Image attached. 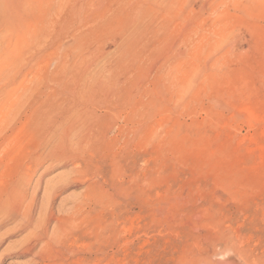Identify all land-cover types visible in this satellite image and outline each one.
<instances>
[{
	"label": "rangeland",
	"instance_id": "rangeland-1",
	"mask_svg": "<svg viewBox=\"0 0 264 264\" xmlns=\"http://www.w3.org/2000/svg\"><path fill=\"white\" fill-rule=\"evenodd\" d=\"M86 111L74 233L30 255L3 223L0 264H264V0H0V197Z\"/></svg>",
	"mask_w": 264,
	"mask_h": 264
},
{
	"label": "bare ground",
	"instance_id": "bare-ground-1",
	"mask_svg": "<svg viewBox=\"0 0 264 264\" xmlns=\"http://www.w3.org/2000/svg\"><path fill=\"white\" fill-rule=\"evenodd\" d=\"M10 10L11 9H9V11ZM133 116L134 114L131 117ZM48 120L46 130H48L50 135L47 139L48 143L45 145L48 147L47 156H44L45 158H43V161L41 157L44 153H41L42 155L39 158L37 156V162H39V164L36 162L38 164L36 166L38 167H43L46 164L45 170L40 174L39 178L34 183L33 189H31L33 186V175V177H29L27 174L28 172H20L21 174L17 173L15 177V172L20 171L18 166L21 165L19 164L20 162L17 161L18 170L16 171L17 168L15 167L16 169L13 173L15 175L12 174L15 178L12 179V177V181L9 178L10 182H8V189L4 190L6 191L5 194L0 197V217L2 218L0 225L11 222L14 225L16 224V229H14V231L12 230L13 232L20 231L22 233H27L23 245L25 252L23 253L30 255L34 253L41 243L48 244L56 239L60 241L66 238L67 235L74 233L73 231L71 233L70 230V222L72 221L71 219H73L71 217L86 208L87 202L90 201L88 193L91 194L92 191L94 192L95 190V185L83 180V176L86 173L83 175L84 172L77 166V163L81 156H84L87 149L95 145L99 140V134H102L101 128L103 126L100 118L92 114L89 115L88 111H86L85 114L76 112L72 115L71 112L70 116H60L59 118H50ZM113 124L115 123L111 125ZM19 157H21V155ZM80 161L83 162V160ZM87 164H89V162ZM58 166H64L65 168L67 166H72V169L68 174L66 173V175L44 183L45 175L47 176L50 171ZM38 171L39 168L35 170L34 175L37 174ZM76 184L84 185L86 189L85 195L80 200L79 198L74 200L69 209H65L61 206V208L58 207V210H56L58 194L63 192L66 188ZM42 189H44V197L40 202L39 195ZM13 232L12 235L14 234ZM8 235H10V233H8ZM238 253L239 255L242 254L240 251H238ZM227 264L236 263L231 262Z\"/></svg>",
	"mask_w": 264,
	"mask_h": 264
}]
</instances>
